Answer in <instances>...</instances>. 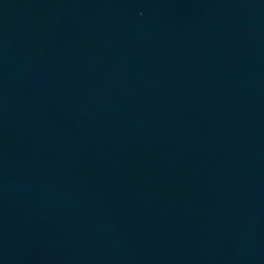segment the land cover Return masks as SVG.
<instances>
[{
  "label": "water",
  "instance_id": "water-1",
  "mask_svg": "<svg viewBox=\"0 0 264 264\" xmlns=\"http://www.w3.org/2000/svg\"><path fill=\"white\" fill-rule=\"evenodd\" d=\"M0 264H264V0H0Z\"/></svg>",
  "mask_w": 264,
  "mask_h": 264
}]
</instances>
